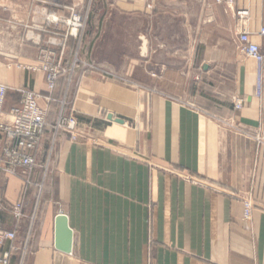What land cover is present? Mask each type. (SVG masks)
<instances>
[{"label":"crops","instance_id":"obj_1","mask_svg":"<svg viewBox=\"0 0 264 264\" xmlns=\"http://www.w3.org/2000/svg\"><path fill=\"white\" fill-rule=\"evenodd\" d=\"M197 2V22L186 32L188 69L153 79L142 66L139 91L87 79L63 103L62 79L51 95L43 73L0 64V83L40 94L48 113L33 172L5 171L9 142L0 131V231L16 234L0 245L8 264H264V147L252 139L264 131V88L258 98V66L237 47L247 31L264 52V0ZM238 10L248 17L239 19ZM17 95L6 113L20 106ZM71 113L75 141L52 128ZM251 193L255 206L245 222ZM19 202L24 216L17 220ZM59 214L73 232L70 254L56 249Z\"/></svg>","mask_w":264,"mask_h":264},{"label":"rangeland","instance_id":"obj_2","mask_svg":"<svg viewBox=\"0 0 264 264\" xmlns=\"http://www.w3.org/2000/svg\"><path fill=\"white\" fill-rule=\"evenodd\" d=\"M140 1L0 0V64L43 73L49 92L44 68L59 72L56 88L50 93H55L62 79L66 89L61 94L65 97L63 103L74 99L82 82L87 79L117 83L139 91L142 89L138 81L142 66L147 68L148 76L153 79H157L161 72L169 76L183 74L191 61L188 50L193 45L187 40V26L197 22L199 3L197 0H176L179 4L173 6L172 0H144L146 10L141 11ZM75 4H79L77 12L82 16L83 28L80 37L66 40L64 35L68 26L64 20L52 21L54 18H68L70 12L64 7ZM141 35L149 40L148 59L141 56ZM155 88L149 87L153 91ZM10 92L19 98V92ZM16 97H7L6 106L10 98L15 101ZM44 98L54 100L52 96ZM60 116L52 124L54 131L77 140L80 135L77 129L75 136L55 129ZM64 117L73 118L78 125L74 113ZM188 179L201 185L192 176ZM247 202L253 207L249 219L243 216V220L250 222L255 206L252 193L243 201L244 214Z\"/></svg>","mask_w":264,"mask_h":264},{"label":"built area","instance_id":"obj_3","mask_svg":"<svg viewBox=\"0 0 264 264\" xmlns=\"http://www.w3.org/2000/svg\"><path fill=\"white\" fill-rule=\"evenodd\" d=\"M222 2L231 6L235 3V0H217V3ZM78 6L79 4L64 7L65 10L70 12V16L68 18L62 17V19L54 18L52 21L57 23L64 20V23L68 26V31L64 35L66 40L68 38L77 39L80 37L83 28V19L77 12ZM236 14L241 20L248 17L246 10H238ZM259 36L264 38V28L260 31ZM237 47L244 56L254 61L258 66L256 95L258 98H261L264 88V73L262 70L264 65L263 49L252 40L250 33L247 31L241 32L237 41ZM44 69L47 72V82L50 92H53L56 88L59 72L50 71L47 67ZM9 90L10 88L8 86L0 83V131L9 142L4 152L5 171L15 175L16 169L21 167L27 172H33L39 167L34 152L40 145L45 134L48 113L40 106L39 99L41 97L27 87H22L18 90L21 95L20 106L14 107L6 113L5 106ZM235 106L240 109L243 106V102H239ZM55 129L75 136L77 122L73 118H66L64 115H61L56 123ZM252 139L256 144L257 150L264 147V131L255 133ZM245 207L244 216L249 219L253 204L247 202ZM13 213L17 220L23 218V207L20 202L14 205ZM15 237V232L0 231V245L6 241L14 240ZM9 259L10 255L8 253L4 254L0 257V264H8Z\"/></svg>","mask_w":264,"mask_h":264},{"label":"water","instance_id":"obj_4","mask_svg":"<svg viewBox=\"0 0 264 264\" xmlns=\"http://www.w3.org/2000/svg\"><path fill=\"white\" fill-rule=\"evenodd\" d=\"M144 41V56L147 55L148 41ZM107 119L117 124L124 125L126 122L121 118H115L113 114H108ZM73 248V232L69 227L68 218L64 214L56 217V249L60 252L70 254Z\"/></svg>","mask_w":264,"mask_h":264}]
</instances>
